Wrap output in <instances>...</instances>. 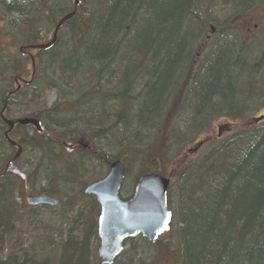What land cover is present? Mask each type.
I'll list each match as a JSON object with an SVG mask.
<instances>
[{"label":"trees","instance_id":"trees-1","mask_svg":"<svg viewBox=\"0 0 264 264\" xmlns=\"http://www.w3.org/2000/svg\"><path fill=\"white\" fill-rule=\"evenodd\" d=\"M78 1L75 8L74 0H0V110L11 92L13 102L24 94L46 90L59 98L52 108L27 115L39 116L44 128L39 135L27 133L43 151L39 185L31 182L30 195L53 196L60 207L64 185H58L60 191L48 187L46 180L40 182L43 162L60 158L55 170L59 175L77 166L73 160L65 161L62 150L48 149L53 122L71 139L79 134L70 128L73 121L74 127L84 130L112 126L124 145L126 175L136 169L138 178L157 173L171 179L170 209L175 197L178 203L169 231L176 235V264H264V126L254 122L259 116L255 113L264 106V43L256 40L240 46L235 35L221 34L207 41L209 49L200 43L193 53L201 33L204 39L213 28L211 24L206 29L199 17L203 0ZM259 1L229 0L226 5H234L232 12L249 13ZM72 13L75 16L64 24L54 46L39 51L36 66L31 67V83L17 89L16 78L27 76L32 63L20 50L51 42L58 23ZM204 48L209 54L203 56ZM197 56L206 61L201 73L192 76ZM93 86L115 90L114 111L105 110L93 97L88 91ZM49 113H55L53 120ZM220 121L239 130L202 159L189 163L186 149L200 143L198 139ZM3 142L0 135V153L7 149ZM0 162L3 167L5 160ZM169 166L175 168L173 172ZM4 171L5 166L0 169V247L23 227L21 208L13 195L17 190L14 172ZM93 205L99 215L95 200ZM83 215V209L76 213L72 228L82 223ZM96 228L93 220L83 227L82 236L70 234L62 246L64 264L89 263ZM140 238L148 246L159 242ZM39 243L47 246V242ZM16 255L10 254L0 264H18Z\"/></svg>","mask_w":264,"mask_h":264},{"label":"rangeland","instance_id":"rangeland-1","mask_svg":"<svg viewBox=\"0 0 264 264\" xmlns=\"http://www.w3.org/2000/svg\"><path fill=\"white\" fill-rule=\"evenodd\" d=\"M234 5L228 8L227 5H225L224 2H218V0H203L202 1V7L200 8L201 13L199 14V17L201 19H208L209 22L211 21L212 27H209V30L207 31L206 37L201 41V44L209 49L210 44H206L207 41H211L210 39L218 38L223 34L226 37L229 34L235 35L234 37L238 39L241 43H250L253 41H261L264 43V2H260L255 7L252 8V10L249 13H240L239 18L233 17L230 18L232 12V8ZM208 14V17L206 15ZM205 16V17H204ZM232 20V21H231ZM227 21H231L230 24H225ZM219 22L220 24H218ZM223 24V28H220L218 25L221 26ZM231 29V30H230ZM236 29V30H235ZM225 32V33H224ZM219 35V36H218ZM262 36V37H261ZM206 41V42H205ZM205 44V45H204ZM201 49V48H200ZM206 49V48H204ZM203 49V50H204ZM204 50V53L209 54V50ZM201 50V51H203ZM10 54V52H8ZM253 55V54H252ZM256 59H259V55H255ZM16 59H21L20 56H17ZM30 60V59H29ZM206 60H204L205 63ZM28 77H30V71H31V65L28 66ZM57 95L55 92H49L45 99L43 100V103H46L45 106L39 105L40 108H49L52 104L57 102L56 100ZM59 102V101H58ZM57 102V103H58ZM36 108L34 107L33 110ZM261 111L259 113H255V115H264V106L260 108ZM10 116L16 117V112L12 113ZM264 124H262L263 127ZM220 129H223L220 133ZM239 130V127H234L227 123L226 121H220L215 123L212 128L202 135L199 139L203 141L204 139L207 140V145L204 147L201 151H199L197 154H187L188 156V162H196L199 159H202L203 156L206 154L207 150L217 145L218 143H221L224 139H226L229 135L234 133L235 131ZM247 128L241 127V131H245ZM219 133L222 134V138L219 137ZM197 141V142H198ZM196 144V143H195ZM68 146V145H67ZM195 145L191 146L190 148H193ZM66 147V146H65ZM70 147L72 150V160H73V166L75 164H79V170L80 174H83V176L80 177L77 184L68 183L69 185H65L64 189L62 188V191L58 188L57 184H47L50 188H55L57 190H60L62 192V200L60 207L54 209L52 207H44L39 206L35 208L33 211L30 207H27L29 209H26L23 211L22 216L25 217L23 221V227L21 226L19 230V241L17 244L13 243L10 245H7L3 248L4 253L0 255V257H4L5 255L14 252V251H21L23 248L27 250L28 248H35L36 243L42 242L46 243L47 246L41 247L39 243V253H37V261H50L51 264H55L58 260V256H60L61 253V246L64 244L67 239L69 238L71 234V229H74V232L76 233L74 237L77 235L82 236L83 227H86V224L89 223V221L97 220L98 216L97 209H94L93 205V199L89 197H85L84 195V189L92 184L95 181H98L102 179L107 171H105V167L103 164H93V166H85L83 169V164L81 165L79 162L80 160L86 159L84 158L81 150L77 149L75 147V144H71ZM186 149V153L189 151V149ZM67 150V149H66ZM68 151V150H67ZM10 151L7 153L1 152L0 153V161L2 159L6 158ZM63 157V155H61ZM60 158L57 160H54L53 163H50L49 165L57 166V161L60 162ZM89 159H86V163ZM179 160H177L178 162ZM1 163V162H0ZM25 164V163H24ZM56 164V165H55ZM76 166V165H75ZM83 169V170H82ZM175 168L172 166H169V172H173ZM67 171L65 170V173ZM137 173V170L134 169L131 172L127 173L125 180L123 182L121 195L125 199L129 198L130 195L133 193L135 184L138 180V177L135 176ZM168 173V172H167ZM25 174V173H24ZM170 176V175H168ZM13 179H16V188L18 190V194H25L23 196H29L30 195V185L28 183L29 180H27V176L24 177L17 175L16 173L13 174ZM173 178V176H171ZM32 180L34 178L31 177ZM175 179V178H173ZM13 184V180H11ZM29 185V186H28ZM15 191V189H14ZM25 197V198H26ZM24 198V202L21 201L19 197L16 199V204L20 206L21 209L24 208L23 204H26V200ZM23 203V204H22ZM177 200L176 197L173 200L172 208L170 209L173 213V210L177 209ZM18 207V206H17ZM99 207V206H98ZM20 209V210H21ZM83 209V212L86 215H83V218L79 225L72 228L73 224H75V216L78 211ZM32 211V212H31ZM100 212V208H99ZM29 213V214H28ZM86 216L87 219H86ZM27 218V219H26ZM80 221V220H78ZM81 224L83 226H81ZM97 230V228H96ZM176 231V226L174 229ZM72 234V238H73ZM176 235L172 233V231L169 233H166L162 236V238H159V242L156 244H151L148 246V243L146 241H143L140 237H137L135 240H132V242H129L124 250V253L119 261L118 264H176L177 254L176 249H174L173 246H176ZM94 246L93 248V264H98L97 259V251L99 248V241L93 239L91 242V246ZM41 250L44 252L42 253ZM18 251V253H19ZM129 252V254H127ZM2 253L0 249V254ZM139 255V258L136 256Z\"/></svg>","mask_w":264,"mask_h":264},{"label":"bare ground","instance_id":"bare-ground-1","mask_svg":"<svg viewBox=\"0 0 264 264\" xmlns=\"http://www.w3.org/2000/svg\"><path fill=\"white\" fill-rule=\"evenodd\" d=\"M11 0H7V3H10ZM229 1V0H228ZM228 1L224 2L225 5L228 4ZM260 2H264V0H260L258 2V4ZM79 5V3H78ZM74 6H75V1H74ZM75 8H78L75 7ZM234 7L231 9L233 10ZM240 10H235L233 11V16L239 14ZM231 14V15H232ZM205 17V16H204ZM206 17H208V14L206 15ZM204 20V19H203ZM16 22V19H15ZM204 22L207 24L206 29L211 25V21L209 22V18L205 19ZM218 24H220L219 22H217ZM14 24V23H13ZM204 29V30H206ZM60 32V31H59ZM204 36V32L201 33V35L199 36L197 42L194 44V48H193V53L194 51H196V49L198 48L199 44L201 43L202 39ZM237 39V38H236ZM238 45L243 46V44L238 41ZM50 43V42H49ZM49 43H45L42 45H47ZM22 55L25 57V59H30L32 61L31 63V67L35 68L36 66V59L38 56V53L40 50H33L30 49L29 47H26V49L24 50L23 48L20 50ZM43 51V50H41ZM202 54V52H201ZM204 52H203V56H204ZM193 54L190 55V58L192 57ZM212 55V54H211ZM210 55V57H211ZM195 61L193 63V72H192V76L196 75L198 73H201L203 67H204V59H202L200 56H197L194 58ZM32 78L28 77V76H22V77H17L15 80V83L17 85V89H21L23 86H27L31 83ZM89 92H92L93 97L96 100H99L100 103L102 104V106L105 110H110V111H114V109H116L117 107V102H114V97H115V90L112 89L109 86H104L102 88H96L95 86H93L92 89L88 90ZM54 92V91H51ZM49 93V90L46 91H41L39 93H28V94H24L23 96L20 97V99L16 102H13V98L11 96L14 95V92L9 93V95H5L6 97L4 98L5 104L3 105V107L0 110V120H1V130L0 131V135L4 138V146L7 147L4 148V150L7 151V153L10 151V153L8 154V156L6 158H4L3 160H5L3 167L5 166V171L4 174L12 171L14 172V174L16 173L19 176L24 177L25 175L27 176V180L30 187L31 188V182H35L37 185H39V159L42 156V149L39 148V146L36 144V140L34 139V136H28V132H34L36 134L39 135L44 133V128L43 125L41 123V121H39V116L38 118H33V117H29L28 112L34 111L39 113V105H43L45 106L46 103H43V100L45 99L46 95ZM57 95V94H56ZM59 101V98L56 97ZM9 101H12V103H8ZM57 101V102H58ZM57 102H55L54 104H56ZM52 104L49 108L46 109H50L53 107ZM36 108L35 110H33V108ZM96 107H101V106H96ZM16 112V117H12L10 116L12 113ZM264 115H259L258 117L255 118V120L263 117ZM49 119L53 120L55 117V113H49L48 114ZM7 120L10 124H13V127H10L9 125L5 124V121ZM24 120H30L31 122L27 123V124H22ZM254 120V122H255ZM33 121L35 122V124L33 123ZM22 122V123H21ZM37 124H40V129L39 127H37ZM255 124L258 126L260 124H264V120L256 123ZM72 127L71 130H74L76 132V130L79 131V134H76V137L71 139L68 138L66 136V138L64 137V135L62 134V132L59 130L58 128V124L53 122L51 124V132L49 133V138L47 139L48 142H46L48 149H51L53 147L54 150H56V153L60 152L61 150V154H63V158L65 159V161L68 160H72V149L68 146H70L72 143L75 144V147L82 152V154L84 155L83 157L86 159H89L86 163V159L80 160V164L84 165L83 169L85 168V166H93V164H103V166L106 168L105 171H107L106 175L98 180L93 182L97 183L99 181L104 180L108 174L110 173L111 170V166L116 163V162H120L121 164H123L125 166V164L123 163V158L124 155L126 154L125 150H124V145H122L120 138H117L115 135V130H113L111 127H104L102 130L100 131H92V130H84L81 129L82 127H74V121L72 122ZM262 126V125H261ZM34 130V131H33ZM112 130L114 132H112ZM223 129H220V133L222 132ZM219 133V137L218 138H222V134ZM6 135H8V138H6ZM230 136V135H229ZM229 136L227 138H229ZM224 139V140H227ZM11 142H13L15 144L12 145ZM207 140H203L200 143L196 144L193 148H190L189 151L187 152V154H197L199 151H201L204 147H206L207 145ZM68 145V146H67ZM200 145L198 148L197 146ZM66 146V147H65ZM10 148V149H9ZM197 148V149H196ZM68 151H67V150ZM20 151V152H19ZM209 150H207L208 152ZM206 152V153H207ZM204 157V156H203ZM109 160H112L110 162H107ZM123 161V162H122ZM107 162V163H104ZM25 163V164H24ZM86 164V165H85ZM43 166L45 168L44 170V176L43 179L40 180V182H48L49 183H53V184H57L58 185H64V187H66L65 185H69L68 183H73V184H77V182L79 181L80 177L83 176V174L79 173V170H81L79 168V164L77 166L74 167H70V168H65L63 171L60 172V175L58 172H56L57 168L55 166H51L49 167V161L48 160H44L43 162ZM2 165L0 166V169H3ZM82 169V170H83ZM56 170V171H55ZM65 170L67 171L65 173ZM126 170V167H125ZM25 173V174H24ZM157 174V173H156ZM57 175V176H56ZM160 175V174H159ZM3 175H0V177ZM30 176V177H29ZM34 178V180L31 179ZM63 179H62V178ZM70 177V181L69 178ZM90 184V185H92ZM28 185V186H29ZM90 185H88L85 189H84V195L85 197H89L92 198L93 200L96 201V197L94 195H89L86 193V190L90 187ZM59 187V186H58ZM18 190L15 189V191L13 190V195L15 198V201L17 199V197H19L21 199L22 202H24V198L26 196H23L25 194H18L17 193ZM133 195V193L130 195V197ZM41 195H29L25 198L26 200V204L24 205V208L20 210L21 214H23V211L26 209V207H30L31 209H35L38 206H32L29 204L28 199L32 198V197H39ZM44 196H48V197H52L55 198L53 196H49V195H44ZM56 199V198H55ZM57 200V199H56ZM14 201V199H12V202ZM58 201V200H57ZM97 203V201H96ZM98 204V203H97ZM27 205V206H26ZM59 206V201L58 204L56 206H54V209H56ZM27 207V209H29ZM44 207H52L53 206H48V205H44ZM19 211V210H18ZM172 212V211H171ZM29 214V213H28ZM173 215V213H172ZM22 220L24 221L25 217H22ZM27 219V218H26ZM172 223H173V218H172ZM171 223V224H172ZM96 227H97V220H96ZM20 228H18L16 231L19 232ZM74 232V229L71 233ZM18 233L16 235V237L12 238L11 240L6 239L5 242L3 243V245H1L0 249H3L4 247H6L7 245L10 244H17L20 237H19ZM96 236H97V230H96ZM140 237V236H138ZM137 238V237H135ZM98 240V238H97ZM67 241L62 244V246L66 245ZM36 247L33 248H28L27 250H25L24 248L19 251H14L11 252L7 255H5L4 257H0V260L4 261L6 260V258L10 255V254H18L16 256H14V260H16L18 262V264L24 263V262H37L39 263V261H37V253H39V245H35ZM61 246V247H62ZM93 248L94 246H91V249L88 251V256H89V263L88 264H93V259L92 255H93ZM125 245H124V250H125ZM61 253L60 256H58V260L56 261L55 264H64V257L66 256V253L64 254V250H62V248L60 249ZM123 250V252H124ZM5 250H3V252L1 254L4 253ZM42 253H44L41 250ZM49 263L51 264V262L49 261Z\"/></svg>","mask_w":264,"mask_h":264},{"label":"water","instance_id":"water-1","mask_svg":"<svg viewBox=\"0 0 264 264\" xmlns=\"http://www.w3.org/2000/svg\"><path fill=\"white\" fill-rule=\"evenodd\" d=\"M74 1L75 7H77L79 1ZM74 16L75 13H72L58 23L53 39L49 44L28 47L40 51L51 49L57 41L59 31ZM263 120L264 116L255 122L259 123ZM4 121L5 124L13 127V124L7 120ZM22 122V124H27L31 121L24 120ZM33 123L35 124L34 121ZM37 127L41 130L40 124H37ZM11 144L15 146L13 142ZM125 176V166L116 162L111 166L110 173L104 180L90 185L86 190L87 194L96 197L100 208L97 218L98 264H114L123 253L125 243L130 239L141 236L153 243L163 234L169 232L171 228L173 215L168 203L171 180L156 173L139 177L133 195L124 199L121 190ZM28 202L32 206L48 205L54 207L58 204L55 198L44 195L29 198Z\"/></svg>","mask_w":264,"mask_h":264}]
</instances>
